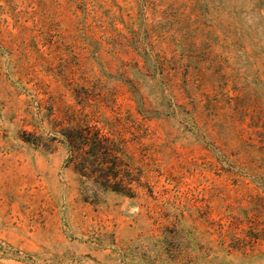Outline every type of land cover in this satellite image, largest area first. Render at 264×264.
I'll use <instances>...</instances> for the list:
<instances>
[{
	"label": "rangeland",
	"instance_id": "374dc122",
	"mask_svg": "<svg viewBox=\"0 0 264 264\" xmlns=\"http://www.w3.org/2000/svg\"><path fill=\"white\" fill-rule=\"evenodd\" d=\"M0 264H264V0H0Z\"/></svg>",
	"mask_w": 264,
	"mask_h": 264
},
{
	"label": "trees",
	"instance_id": "16d2710c",
	"mask_svg": "<svg viewBox=\"0 0 264 264\" xmlns=\"http://www.w3.org/2000/svg\"><path fill=\"white\" fill-rule=\"evenodd\" d=\"M91 142V148L93 149L94 152H97V150H100L101 148L105 147L107 144V138L100 136V135H95L90 139ZM73 144V146H75V142L74 141H70V144ZM73 158H76V155H72ZM115 159H117L116 157H114Z\"/></svg>",
	"mask_w": 264,
	"mask_h": 264
}]
</instances>
